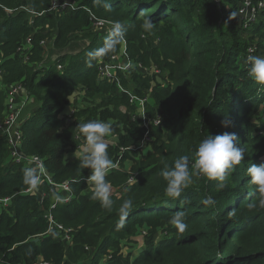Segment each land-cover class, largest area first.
<instances>
[{"label":"trees","instance_id":"16d2710c","mask_svg":"<svg viewBox=\"0 0 264 264\" xmlns=\"http://www.w3.org/2000/svg\"><path fill=\"white\" fill-rule=\"evenodd\" d=\"M75 1L89 8L99 20L119 21L127 27L124 39L113 51L98 57L87 55L104 47L110 33L91 35L94 27L84 10H52L44 15L50 10V0H0V121L4 117L6 90L13 84H20L30 97L41 102L22 127V151L43 158L53 180L71 181L72 192L70 202L54 209L50 206L55 196L50 194L47 183L42 189L50 195L42 203L40 198L20 194L30 186L24 183L23 167L11 164L7 134L0 132V196H15L9 210L0 214V264H35L40 257L60 264L65 249L77 264H101L107 256L111 259L102 264H264V208L248 207L249 203H258L259 194L247 175L248 167L264 163V84L259 87L260 83L248 76L245 63L256 37L258 54L264 55V10L258 22L245 29L238 14L240 0H110L108 9L94 5L93 0ZM11 9L16 11L9 13ZM26 9L36 13L33 25ZM142 12L155 19L156 28L150 34L140 28ZM46 24L50 33L56 30L57 36L42 46L46 36L37 30L41 26L46 29ZM76 32L79 34L75 36ZM143 34L156 36L157 46L153 48L152 42L143 40ZM29 38L35 55L27 66L13 54ZM144 45L153 48L151 57L158 62L163 76H169L168 86L150 88V78L144 77L146 72L139 67L150 66L148 54L142 55L139 50ZM124 48L132 68L121 76L123 86L140 98L150 92V102L167 106L171 117L164 120L163 126L151 129L150 150L154 154L131 172L118 170L107 177L119 178L114 185L125 186L136 176V182L127 186L123 196L113 195L115 203L109 211L91 199L93 189L86 183L90 169L80 167L79 160H67L65 155L76 152V127L88 120L118 121L112 125L118 136L117 146L109 147L112 159L142 139L144 129L131 121L134 107L128 96L118 87L98 81L97 76L98 63L110 61ZM52 60V68L41 67L43 63L52 64ZM58 66L63 67L61 72ZM79 88L88 103L93 98L107 101L93 109L79 110L74 115L77 123L66 128V119H60V115ZM147 112L152 116L150 107ZM226 116L233 122L227 128L221 123ZM225 131L235 132L239 146L246 149L226 187L217 190V181L202 177L200 184L190 185L181 197H167L160 170L171 167L181 155L193 156L209 133ZM207 197L214 203L204 204ZM128 198L134 206L124 227L118 230L119 206ZM181 210L188 225L183 233L170 223L171 216ZM50 212L66 228H79L72 249L46 234L45 216ZM143 231L147 232L146 249L131 260L122 254L125 237L140 238Z\"/></svg>","mask_w":264,"mask_h":264},{"label":"clouds","instance_id":"9594fccd","mask_svg":"<svg viewBox=\"0 0 264 264\" xmlns=\"http://www.w3.org/2000/svg\"><path fill=\"white\" fill-rule=\"evenodd\" d=\"M93 3L96 6H103L106 9L111 8L110 0H93ZM31 13L33 14V12ZM140 16L141 30L151 33L156 28L155 19L143 12ZM233 16H235V13H233ZM104 32L105 34L110 33L105 40V46L89 52L87 54L89 57H98L113 51L116 45L124 39L127 33V27L117 21L113 24L110 31L105 30ZM245 63L248 66V76L255 82L264 84V56L248 55ZM67 120L72 122L74 119L71 116L66 119L65 123H69ZM20 121L24 125L27 119L21 115ZM221 123L227 128L232 126L233 122L226 116ZM76 130V136H83L84 138V143L79 149V166L84 169H90V175L86 181L93 189L91 199L99 201L103 209L111 211L115 201L113 199V187L107 177L118 165L110 156L109 144L106 137L113 133V127L109 122L93 119L84 123H78ZM239 144L240 139L235 132L225 131L218 135H212L210 133L206 135L199 142L193 156L181 155L174 161L171 167L165 166L160 170V176L166 181L165 195L172 199L181 197L182 193L193 183L194 177H206L209 180H215L217 181V190L224 189L229 176L244 159L246 149L240 147ZM22 171L24 183L33 189L38 188L45 171L44 165L42 163L34 164L29 159L27 166ZM247 175L251 178L250 182L256 186L259 194L258 203L254 201L249 203L248 207L250 209L256 207L264 208V163L253 164L248 167ZM133 179L135 178L133 177ZM125 191H128L127 187H125ZM56 199L62 202L64 198L56 194ZM203 203L209 205L214 203V201L211 197H207ZM133 206L134 201L131 198L123 200L120 204V219L116 225L118 230L124 227V221L133 209ZM170 223L178 232L183 233L188 227L185 222V212L183 210L176 211L171 216ZM59 242L64 243L62 241ZM64 244L66 247L71 248L75 245L74 239L72 245ZM109 259L111 257L107 256L105 258L106 261Z\"/></svg>","mask_w":264,"mask_h":264},{"label":"built area","instance_id":"2783aa9c","mask_svg":"<svg viewBox=\"0 0 264 264\" xmlns=\"http://www.w3.org/2000/svg\"><path fill=\"white\" fill-rule=\"evenodd\" d=\"M54 10H64L65 13L76 12L78 10H85L90 19H93L95 26L100 30L110 31L114 23L105 22L103 20L97 19L92 12L85 8L80 7L75 0L54 3ZM264 10V0L261 1L258 7L252 4L251 0H242L239 9V17L245 29L255 25L258 22V14L260 11ZM36 15L35 13H33ZM41 15V14H40ZM29 42H32V39H28ZM257 42V41H256ZM259 43V42H257ZM255 43L251 48L248 49V55H260L258 44ZM42 46H45L46 43L42 42ZM21 48V47H20ZM19 48V50H20ZM264 56V55H261ZM139 67L143 69L140 65ZM59 69L62 66H58ZM132 68V61L129 57V54L124 48L123 52L119 53L117 56H114L110 61H100L97 67V75L99 81L107 82L110 84H116L119 91L122 94H126L129 98V103L134 107L132 113V122L138 124L140 129H144L143 138L141 139L142 143H138L137 148L143 149L148 143L153 141L151 137L152 127H160L164 124V119L162 116H150L147 112L148 104L150 105L151 95L150 92L144 95L142 98L134 94L128 88H125L121 81V76L125 75L127 71ZM159 71L156 73L158 74ZM2 73L0 72V77ZM31 102V98L28 92L20 84H13L9 86L6 90L5 98V111L3 120L0 121V132L7 134V148L9 151V159L12 162V165L22 166L23 168L27 166L28 160L31 159L34 164L42 163L45 168V161L39 156H28L23 153L22 145L24 142V135L22 132L23 122L20 121L22 112L25 110L27 105ZM264 116V113H263ZM131 117V115H130ZM70 123V121L67 120ZM113 137H117L116 133H113ZM47 171V168H46ZM132 184L136 182V179L130 180ZM47 183L48 189L51 195L55 196V200L50 206L52 209L56 208L60 203H68L71 201L72 192L70 183L71 181H65L63 183H57L53 180L52 176L45 173L44 177H41V184L38 188H28L27 190L21 192L20 194H26L29 196L40 198L41 203L44 202L45 198L49 196L48 191H43V184ZM56 194H59L64 199L62 202L57 201ZM15 197V196H14ZM14 197H5L0 198V214L3 211L9 210L14 202ZM45 219L48 222L47 232L49 236L58 238L59 241L72 245L73 243V233L76 231L75 228H66L63 224L58 223L50 212L45 216ZM35 264H51L50 262L45 261L43 258L39 259Z\"/></svg>","mask_w":264,"mask_h":264},{"label":"rangeland","instance_id":"374dc122","mask_svg":"<svg viewBox=\"0 0 264 264\" xmlns=\"http://www.w3.org/2000/svg\"><path fill=\"white\" fill-rule=\"evenodd\" d=\"M28 1H31V0H28ZM66 1H72V0H50V2H51L50 10L48 12H46L44 15H48L50 13V11L54 10L52 8H53V5H54L55 2L56 3H60V2H66ZM251 1H252V4L254 6L258 7L262 0H251ZM241 2H242V0H240V4H241ZM7 11L9 13H13V12L16 11V9H13V10L11 9V10H7ZM54 11H58V10H54ZM262 11H260V13L258 14V16H257L258 18H260V14L262 13ZM25 12H28V13L31 14L32 18L30 20V24L33 25L34 15L28 9H26ZM194 17H196V13H194ZM89 21H90L91 25H93V27H94L93 29L91 28V31H90V34L91 35H93L94 37H96V36H107V34H105L104 30H100V29H98L94 25L95 22L93 21V19H90V16H89ZM47 25L48 24H46V26ZM40 31H43L42 32V35L46 36L44 38V41L43 42H49V44L57 36V32H55L56 30H54V32L50 33L51 30L49 29L48 26L46 27V29H44V27L41 26L39 28V30H37V32H40ZM78 34L79 33L76 32L74 35L76 36ZM149 36L150 35L143 34L142 35V39L143 40H149L150 42H152L153 48L156 47L157 46V38H156V36H153V35H152V37H149ZM258 39H259V37H256V41ZM32 44H33V42H29L28 39L25 42H21V45H20L21 48H20V50L18 48L17 53L16 54H13V57L18 56L19 58H21L22 60H24L25 65H27V66L31 65L32 64V57L35 55L34 48H33V45ZM48 45L46 47H44V50L45 51H46ZM124 45H125V42H124L123 46ZM153 48L148 47L146 45L140 46V49H139L140 50V53L142 55L148 54L149 57L147 58V60L149 61V65H150V66H146V68L144 66H142V65H140V66H142L143 69L146 72V74L144 75V77H149L150 78V86H151L150 88H156L158 85H160V86L162 85L163 87H166V86H168L170 84L169 81H168L169 80V76L168 75H166L165 77L163 76L164 73L158 67L159 66L158 65V62L156 61V59L154 58V56H153V58L151 57V54L153 55ZM117 55H115V56H117ZM53 58H55V57H53ZM246 58H245V61H246ZM130 59H131V57H130ZM51 63L52 64H45V63H43L41 65V67H43V65H46L47 68H50V67L52 68L55 65V62H53V60H52ZM43 68L41 70H45ZM57 70L59 72H61L63 70V67L61 69L57 68ZM1 71L2 70L0 69V72ZM158 71H159V73L156 74ZM123 76H125V75H123ZM261 86H263V84H259V87H261ZM77 94L78 95L80 94L81 96H85V93L84 92L82 93V89H80V88L77 90ZM263 96H264V94H263ZM30 98H31V102L27 105V107L24 110V113L26 112V115H28V113L30 115V116H28L26 118L27 120L29 118H32L33 117V115L38 111V109L41 107V104H42L41 102L35 100V98L33 96L30 97ZM78 98H79V96H78ZM78 98H76V100H75V103H76L77 106H78L77 101L79 100ZM106 101H107L106 99L93 98L92 100H89V103L88 104H83V106H85L88 109H91V108L93 109V108L97 107L99 104H101V102H106ZM4 106H5V104H4ZM148 107H150V113H151L152 116L159 115V116H162V118L164 120H167V118L171 117L170 116L169 109L165 105L160 106L159 104H156V103H154V101H152L151 102V105L148 104ZM132 113H133V111H131V121L133 119ZM26 115H25V117H26ZM67 115H68V113L61 114L60 115V119H64L65 116H67ZM2 117H3V114H2ZM81 122H83V121H81ZM116 123H118V121H115V120H111L110 121V124L111 125L112 124H116ZM64 129H65V126H64V128H62V130H64ZM263 133H264V131H263ZM166 134H167V132H166ZM109 139L111 141H113L114 143L117 141V138H115L113 136H111ZM139 141H141V139ZM107 142L110 145V142L109 141H107ZM137 143H142V142H136V144ZM151 147H152V143H148L146 145V147H144L143 149H138L137 148V145L135 147L131 148V149H128V148L122 149L120 151V153H117V155L115 157H113V159L115 160L114 162L117 163L118 167L116 169L112 170L110 173L113 174V172L118 171V170L121 171V172H125V173H127L129 171L131 172L133 170V168H136L137 167V164L138 163H140V162L143 161V159H145L147 157H150L152 154H154V152H152L150 150ZM77 155L80 156V151H78ZM125 155L127 156V158H125ZM73 156L74 155L67 156V158H71ZM75 160H77V159H75ZM45 173H47L46 166H45V171H44V174L42 175V177H44ZM133 177L136 179V176L133 175L130 178V180H133ZM109 180H110V183L112 184V187H113V195L114 196H117V197H121V196H123L126 193L125 187L132 186L133 185L130 182V180H129L128 183L125 184V186L124 185L116 186V185H114V183L120 181L119 178L109 179ZM201 182H202V177H198V178H195L194 177L193 183L200 184ZM86 183H87V181H86ZM193 183L191 185H193ZM88 186H90L92 188V186L90 184H88ZM0 198H1V196H0ZM76 230H77V232H76V236H75V240H74L75 243L74 244H76V240H77L76 238L78 237V234H79V228L76 227ZM140 232L141 231H138V234ZM157 234H155V236ZM146 235H147V232L143 231V235L140 238H138L137 235L132 236V237L126 236L125 237V242L123 243L122 254H125V256H128L131 260H134V258L140 252H142V251H144L146 249V248H144L145 247L144 240H145V236ZM155 239H157L156 242L160 241V238H155ZM73 247H71L70 249H72ZM86 249H88V247ZM108 257H110V256H108ZM39 259H42V257H40ZM68 262H70V263H68ZM103 262H105V259H103L102 263ZM60 264H77V262L68 255V251L65 249V253H64L63 257H62V260H61V263ZM131 264H132V262H131Z\"/></svg>","mask_w":264,"mask_h":264},{"label":"crops","instance_id":"0c3cea01","mask_svg":"<svg viewBox=\"0 0 264 264\" xmlns=\"http://www.w3.org/2000/svg\"><path fill=\"white\" fill-rule=\"evenodd\" d=\"M77 2H78V1H77ZM78 4H79V3H78ZM92 14H93V13H92ZM112 85L116 86V84H112ZM116 87H117V86H116ZM78 96H79V98H78ZM83 97H84V96H81L80 94L78 95L77 92H75V93L73 94V96L71 97V99H70V104H69L68 108L65 110V113H68L69 116H68V115L65 116L64 119H67V118H69V117L72 116V117L74 118V120H73L72 122H70V123H66V125H67L66 128H68L73 122H74V123H77V121H76L74 115H75L79 110H83V109L86 108L85 106H83V104H88V102H87V101L85 100V98H83ZM76 98L79 99V100L77 101L78 106H77L76 103H75ZM70 106H71V107H70ZM23 113H24V111H23ZM23 113H22V117H25L26 112H25L24 114H23ZM28 116H30L29 113H28V115H26L25 119H26ZM112 125H113V124H112ZM112 134H113V133H111L108 137H106V140L110 142L109 147H110V146L115 147V146H117V143H118V139H117V141H116L115 143L109 139V138L112 136ZM77 140H78V143H79V147L77 148L76 152H74V153H69V154H66V155H65L66 159L69 160V161H77V160H79V156L77 155V153H78V151H79V149H80V146L84 143V141L82 140L81 136H78V135H77ZM71 155H74V156L71 157V158H67V156H71ZM75 159H77V160H75ZM21 167H22V166H21ZM58 241H59V240H58ZM144 248H145V247H144ZM105 261H106V260H105Z\"/></svg>","mask_w":264,"mask_h":264}]
</instances>
